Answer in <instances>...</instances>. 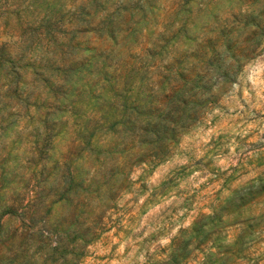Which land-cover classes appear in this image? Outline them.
Masks as SVG:
<instances>
[{
  "label": "rangeland",
  "instance_id": "374dc122",
  "mask_svg": "<svg viewBox=\"0 0 264 264\" xmlns=\"http://www.w3.org/2000/svg\"><path fill=\"white\" fill-rule=\"evenodd\" d=\"M0 264H264V0H0Z\"/></svg>",
  "mask_w": 264,
  "mask_h": 264
}]
</instances>
